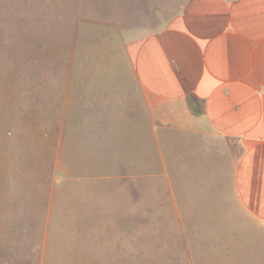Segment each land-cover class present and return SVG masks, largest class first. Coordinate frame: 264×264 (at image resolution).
I'll use <instances>...</instances> for the list:
<instances>
[{
  "label": "rangeland",
  "instance_id": "374dc122",
  "mask_svg": "<svg viewBox=\"0 0 264 264\" xmlns=\"http://www.w3.org/2000/svg\"><path fill=\"white\" fill-rule=\"evenodd\" d=\"M185 1L0 0V264H223L217 181L188 159L169 182L121 130L141 118L135 47ZM234 245L264 264V239Z\"/></svg>",
  "mask_w": 264,
  "mask_h": 264
},
{
  "label": "crops",
  "instance_id": "0c3cea01",
  "mask_svg": "<svg viewBox=\"0 0 264 264\" xmlns=\"http://www.w3.org/2000/svg\"><path fill=\"white\" fill-rule=\"evenodd\" d=\"M133 57L141 118H122L136 121L121 127L126 145L141 150L150 136L157 172L169 182L170 168L178 180L188 159L193 172H205L207 189L217 181L222 260L235 264V242L264 239V0H186ZM170 186L185 221L178 189Z\"/></svg>",
  "mask_w": 264,
  "mask_h": 264
}]
</instances>
